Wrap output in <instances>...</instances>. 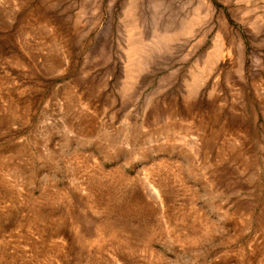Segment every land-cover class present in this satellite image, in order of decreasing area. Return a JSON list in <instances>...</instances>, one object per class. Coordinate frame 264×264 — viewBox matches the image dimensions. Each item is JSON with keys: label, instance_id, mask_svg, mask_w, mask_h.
Wrapping results in <instances>:
<instances>
[{"label": "rangeland", "instance_id": "1", "mask_svg": "<svg viewBox=\"0 0 264 264\" xmlns=\"http://www.w3.org/2000/svg\"><path fill=\"white\" fill-rule=\"evenodd\" d=\"M0 264H264V0H0Z\"/></svg>", "mask_w": 264, "mask_h": 264}]
</instances>
